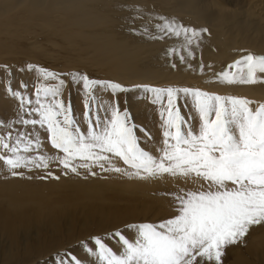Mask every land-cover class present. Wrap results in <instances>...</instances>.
<instances>
[{"label":"snow or ice","instance_id":"1","mask_svg":"<svg viewBox=\"0 0 264 264\" xmlns=\"http://www.w3.org/2000/svg\"><path fill=\"white\" fill-rule=\"evenodd\" d=\"M135 11L133 23L143 19L142 10ZM148 24L154 31L146 24L138 34L153 40L177 39L178 45L165 54L178 57L182 64L195 58L202 34L208 31L162 15L150 18ZM241 51L244 54L215 73L216 82L264 83V54ZM3 70L11 71L8 66ZM24 70L37 75L34 93H27V85L19 89L9 85L6 93L17 99L19 106L15 119L0 120V129H7L0 132V161L12 176H23L21 169H47L56 162L65 174L80 175L79 169H84L96 175L93 169L99 168L130 179L168 174L203 182L197 190L167 194L175 206L171 218L129 223L105 237L80 241L83 252L94 258L93 264H222L228 247L242 243L252 227L264 225V102L199 88L136 85L158 105L161 140L158 148L147 149L141 140H154L151 133L138 126L118 102L105 103L97 96V90H110L113 97L129 91L121 83L92 78L81 71L58 73L33 64ZM199 70L203 73V64ZM65 75L82 96L83 130L71 102L63 99L69 82ZM181 99L191 108L187 118L178 105ZM15 125L21 129L13 135ZM37 126L57 154L42 151ZM117 160L126 167L118 166ZM110 239L117 241L119 252L106 243ZM55 264L83 262L66 250L57 254Z\"/></svg>","mask_w":264,"mask_h":264},{"label":"rangeland","instance_id":"2","mask_svg":"<svg viewBox=\"0 0 264 264\" xmlns=\"http://www.w3.org/2000/svg\"><path fill=\"white\" fill-rule=\"evenodd\" d=\"M18 11L13 9L11 12L1 14L0 23L6 22ZM22 23L24 24L17 29V36L12 34L6 38L4 37L6 33H0V48L5 51L0 54V120L4 121L15 119L19 106V101L6 93L9 85L14 89L27 85V93L30 96L34 93L38 78L36 73L24 70L27 64L65 74L80 71L67 68V65L73 62H67L66 42L57 38L45 42L44 26H37L34 20L28 18ZM15 38L21 44L22 41L30 43L36 49L26 54L12 55L9 53L10 45L6 43V39ZM4 66H8L11 71L3 70ZM87 74L92 77L89 73ZM63 78L69 81L63 90V99L71 102L74 113L81 119L83 130L86 125L82 122L81 114L84 108L81 93L71 84L67 75ZM123 85L129 91L118 93L115 97L110 90H97L99 101L108 103L115 100L122 109H128L134 117V122L154 137L151 142H145L142 139V145L147 149L158 148L161 140L158 105L151 103L150 94H146L142 88ZM149 86L165 87L154 83ZM178 105L186 118L191 115L190 105H186L184 99L178 101ZM18 129H21L20 125L13 127L11 130L13 135ZM37 129L42 138V151L49 155L57 154V150L53 149L47 141L46 133L39 129V126ZM29 130H31L30 126ZM6 131L7 129H0V132ZM115 162L120 167H126L122 161ZM19 171H22L24 175L12 176L3 161H0V189L3 191H0L2 197L0 199H3L0 202L12 201L15 203L11 202L12 206L23 207V210L26 207L37 215L29 213L25 216L31 219L32 225L29 223L25 230L23 227H18L16 237L0 234V264L3 262L4 251L7 258L23 261L25 264H55L57 254H63L66 250L77 255L83 264H93L94 258L88 257L83 252L80 241L93 236L105 237L116 229H123L129 223H157L171 218L175 214V206L171 202V196L167 194L179 189L197 190L203 183L193 179L172 177L168 174L147 180L130 179L119 173L103 172L99 168L93 169L96 175H91L84 169H79L80 175L71 172L65 174V170L56 162H51L47 169ZM49 172L51 176L48 175ZM38 192H41L43 196L37 195ZM7 193H10L8 195L10 199L7 198ZM102 208L105 210L102 211ZM12 242H16L17 249L14 250V256L11 258L8 255ZM106 243L115 251H120L115 239L106 240ZM251 247L255 249L241 264H264V225L252 227L242 243L228 247L222 258V264L241 260Z\"/></svg>","mask_w":264,"mask_h":264},{"label":"bare ground","instance_id":"3","mask_svg":"<svg viewBox=\"0 0 264 264\" xmlns=\"http://www.w3.org/2000/svg\"><path fill=\"white\" fill-rule=\"evenodd\" d=\"M137 8L142 10L143 19L133 23ZM13 9L19 11L0 23V33H6V38L16 35L17 29L24 24L22 21L34 20L37 26L45 27V42L57 38L67 43V62H73L67 68L126 86L154 83L165 87L199 88L264 102V83L222 85L215 80V73L244 54L241 50L264 54V0H0V15ZM160 15L208 30L202 34L194 59L182 64L178 57L166 56L168 48L178 45L175 38L153 40L138 34L146 24L154 31L148 21ZM6 43L12 55L36 49L30 43L22 41L21 44L17 38L6 39ZM3 52L0 48V54ZM201 64L204 65L203 73L199 70ZM8 195L10 193L7 198ZM37 195L43 196L41 192ZM7 202H0V234L16 237L18 227L25 230L29 223L32 225L31 219L25 216L37 213ZM15 243L10 245L8 256L11 258L17 249ZM254 249L249 248L241 260L230 264L244 263ZM3 255L1 264H25L7 258L5 251Z\"/></svg>","mask_w":264,"mask_h":264}]
</instances>
